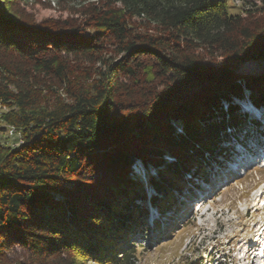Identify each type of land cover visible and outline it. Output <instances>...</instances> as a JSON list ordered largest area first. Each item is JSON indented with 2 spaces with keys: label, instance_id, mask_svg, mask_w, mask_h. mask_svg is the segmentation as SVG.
I'll list each match as a JSON object with an SVG mask.
<instances>
[{
  "label": "trees",
  "instance_id": "obj_1",
  "mask_svg": "<svg viewBox=\"0 0 264 264\" xmlns=\"http://www.w3.org/2000/svg\"><path fill=\"white\" fill-rule=\"evenodd\" d=\"M234 1L243 14L224 0H55L68 15L37 21L0 0V119L20 136L0 145V264L15 247L28 264L140 261L147 198L131 167L172 158L147 175L149 199L169 205L222 155L240 119L222 104L246 88L264 101V70L235 71L264 64V0Z\"/></svg>",
  "mask_w": 264,
  "mask_h": 264
},
{
  "label": "rangeland",
  "instance_id": "obj_2",
  "mask_svg": "<svg viewBox=\"0 0 264 264\" xmlns=\"http://www.w3.org/2000/svg\"><path fill=\"white\" fill-rule=\"evenodd\" d=\"M21 11L27 16L40 21L45 18L66 17L68 12L57 6L55 0H11ZM98 1V0H94ZM228 5V14L237 15L243 14V7L238 1L224 0ZM50 3V6L47 4ZM264 70V64L261 62L248 61L236 67L235 71L244 76L257 75ZM248 93V92H247ZM249 94V93H248ZM247 94L244 96L242 106H247ZM223 105V104H222ZM259 113L264 111V106H260ZM219 108V107H218ZM220 111V108L217 109ZM221 110L225 111V107L221 106ZM6 110L0 107V117ZM0 127L4 128L0 131V145L17 147L20 143V136L12 128L7 127L0 119ZM163 162L167 158H163ZM141 166L140 162L136 163ZM144 170H138L142 175V180L147 182V172L152 174L159 171L156 166L147 165ZM159 169H163L160 166ZM132 174V173H131ZM154 175V174H153ZM137 178V177H136ZM263 180V181H262ZM250 190V192L248 191ZM149 193V191H146ZM264 170L252 172L249 178L244 181H235L226 189L214 196L207 197L203 203L195 204L193 209L187 213H183L175 220L179 222L177 228L172 230L168 237L150 241L147 236H140V241L146 247L143 254L140 256V261L137 264H178L180 260L190 261L201 259V264H217L221 263L222 257L227 253V245L232 246L237 244L236 254L242 257L247 249L245 245L249 244L253 231L257 230L255 226L257 222L263 221L262 214L259 218L253 213V204L260 208L264 204ZM219 195V196H218ZM263 196V197H262ZM260 197H262L260 201ZM260 201V202H259ZM251 210V211H250ZM249 211L252 215H245ZM156 212V211H155ZM168 211H164L167 213ZM258 213V212H257ZM155 214H150L154 217ZM170 214H166L163 221ZM159 216V215H157ZM182 223L180 222L181 219ZM161 221V220H160ZM255 228V229H253ZM253 229V231H252ZM137 235V231L135 232ZM246 245V246H247ZM142 251V249H141ZM7 262L11 261L28 264V260L21 255L18 247L6 253ZM224 264H241V261L223 262ZM264 259L256 258L255 264H263ZM8 264V263H5ZM11 264V263H10ZM247 264V263H246ZM249 264V261H248Z\"/></svg>",
  "mask_w": 264,
  "mask_h": 264
},
{
  "label": "bare ground",
  "instance_id": "obj_3",
  "mask_svg": "<svg viewBox=\"0 0 264 264\" xmlns=\"http://www.w3.org/2000/svg\"><path fill=\"white\" fill-rule=\"evenodd\" d=\"M264 118V117H263ZM152 222H153V220H152Z\"/></svg>",
  "mask_w": 264,
  "mask_h": 264
}]
</instances>
